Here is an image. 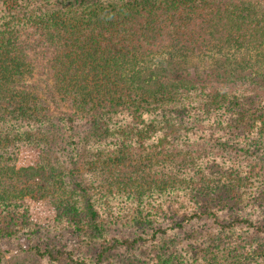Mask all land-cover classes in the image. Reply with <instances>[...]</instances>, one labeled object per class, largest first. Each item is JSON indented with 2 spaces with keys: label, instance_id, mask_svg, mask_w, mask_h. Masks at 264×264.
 Instances as JSON below:
<instances>
[{
  "label": "trees",
  "instance_id": "1",
  "mask_svg": "<svg viewBox=\"0 0 264 264\" xmlns=\"http://www.w3.org/2000/svg\"><path fill=\"white\" fill-rule=\"evenodd\" d=\"M0 264H264V0H0Z\"/></svg>",
  "mask_w": 264,
  "mask_h": 264
},
{
  "label": "rangeland",
  "instance_id": "2",
  "mask_svg": "<svg viewBox=\"0 0 264 264\" xmlns=\"http://www.w3.org/2000/svg\"><path fill=\"white\" fill-rule=\"evenodd\" d=\"M190 70H194L195 68L190 66ZM35 159V153L31 148H22L18 154V165H27L34 161ZM28 205L30 207L31 212V220L33 224L35 225V228L38 227L39 229H47L48 225H51L54 218V209L52 204L48 199H37L28 200ZM51 239V241L55 243L59 242H70V234H61L54 233V235ZM42 238V237H41ZM5 242V241H4ZM2 242L1 248L5 250V254L7 256H12V254L16 251H18V247L15 243L12 242ZM23 244L25 242L21 241Z\"/></svg>",
  "mask_w": 264,
  "mask_h": 264
}]
</instances>
